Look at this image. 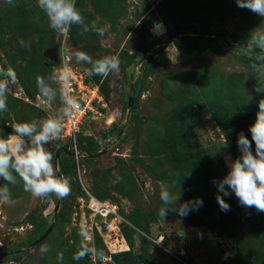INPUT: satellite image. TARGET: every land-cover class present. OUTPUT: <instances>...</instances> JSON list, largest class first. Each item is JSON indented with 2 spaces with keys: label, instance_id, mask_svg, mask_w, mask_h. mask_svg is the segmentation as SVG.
Segmentation results:
<instances>
[{
  "label": "rangeland",
  "instance_id": "rangeland-1",
  "mask_svg": "<svg viewBox=\"0 0 264 264\" xmlns=\"http://www.w3.org/2000/svg\"><path fill=\"white\" fill-rule=\"evenodd\" d=\"M75 4L86 23L105 29L103 37L82 34L79 25L60 34L36 0H0V66H11L18 77L0 112V137L12 133L9 125L44 119L60 107L59 99L49 105L37 97L36 77L52 74V48L57 58L68 49L120 60L119 73L91 76L106 107L81 126L79 154H57L61 139L45 145L57 175L70 180V195L34 198L19 177L7 185L11 200L0 202V264H92L87 256L73 259L81 224L92 244L106 229L101 221L89 226L79 201L87 193L116 205L123 247L112 254L113 264H264V212L243 206L234 192L224 196L230 210L217 202V183L241 156L239 134L252 140L250 127L264 98L256 91L264 90V81L251 67L261 50L247 46L253 30H264V17L236 0ZM162 183L180 196L177 207L196 198L203 205L186 216L169 211L161 218ZM5 184L0 178V187ZM45 245L49 251L42 254Z\"/></svg>",
  "mask_w": 264,
  "mask_h": 264
},
{
  "label": "clouds",
  "instance_id": "clouds-1",
  "mask_svg": "<svg viewBox=\"0 0 264 264\" xmlns=\"http://www.w3.org/2000/svg\"><path fill=\"white\" fill-rule=\"evenodd\" d=\"M12 2L13 0H5L7 4ZM236 3L238 7L247 8L264 17V0H236ZM36 6L46 14L50 27L60 34L66 35L73 25H79L82 34L94 31L101 37L105 35V29L98 26L96 21L86 23L84 16L76 7L75 0H36ZM247 46L250 49L261 50L258 51L251 67L258 82L264 81V30H253ZM73 59L78 64L90 65L86 70L88 76L107 77L120 71V60L117 56L93 59L84 51L65 49L60 69H54L47 78L36 77L38 99L49 105L59 99L60 107L44 119L13 123L9 125L12 133L7 138L0 137V178L6 182L5 186L0 187V202H10L11 191L7 185H16L17 177L23 182V190L34 198L48 199L55 196L57 199H63L70 195V180L57 175L53 165V154L45 145L62 139L65 121L73 118L81 110L80 99L71 94L70 62ZM17 81L14 68L11 66L6 69L0 68V112L7 110V93ZM256 91L264 92L259 87ZM250 132L251 141L243 132L239 134L237 143L241 156L229 163L228 174L217 183V202L222 211L230 210L224 196L234 192L243 206L254 207L264 212V98L258 102L256 120L250 127ZM253 141L255 155L252 151ZM170 189L171 185L162 183L160 186L159 199L162 206L158 215L161 218L165 219L169 211L186 216L190 211L198 210L203 205V200L196 198L177 207L180 196H175ZM79 235L81 243L73 259L78 260L87 256L92 258L93 264H103L105 253L103 249H98L91 243L92 235L84 224L80 226ZM48 251L46 245L41 248L42 254ZM63 259V253H57V260L62 262Z\"/></svg>",
  "mask_w": 264,
  "mask_h": 264
},
{
  "label": "built area",
  "instance_id": "built-area-1",
  "mask_svg": "<svg viewBox=\"0 0 264 264\" xmlns=\"http://www.w3.org/2000/svg\"><path fill=\"white\" fill-rule=\"evenodd\" d=\"M63 53H60V56L54 61L52 72L54 69H60ZM70 67L72 69L71 94L80 99L81 110L73 118L65 121L63 138L61 139L63 144L61 145H67L70 149L78 153L77 135L79 134L81 126L90 119H97L102 116V109L106 107V101L104 100L99 84L92 82L80 65L71 61ZM11 89L12 87H10L9 91ZM79 201L81 204L80 208L87 211V220H89V226L91 228L96 225L97 221L105 224L104 227L106 229L102 230V233L99 232V237L108 251L104 252L105 260L103 264H113L112 254L121 251L123 247L121 235L117 229L119 214L117 213L115 203L99 199L90 193H87L85 197H81ZM95 243L97 244L96 238L93 239V245Z\"/></svg>",
  "mask_w": 264,
  "mask_h": 264
},
{
  "label": "water",
  "instance_id": "water-1",
  "mask_svg": "<svg viewBox=\"0 0 264 264\" xmlns=\"http://www.w3.org/2000/svg\"><path fill=\"white\" fill-rule=\"evenodd\" d=\"M138 1V0H137ZM160 31H163V28H154V32L158 33ZM219 35L224 36L222 33H220ZM48 53L51 55V57L53 58V61L57 60V54H58V49L57 47L52 48L51 50L48 51ZM59 151H63L66 154H69L71 156H75L76 154L78 155L79 153H76L74 150L70 149L67 145H61L60 147L57 148V154ZM53 227V223H51V225L49 226V228L43 233V235L37 239V242L40 241L42 238H44L52 229Z\"/></svg>",
  "mask_w": 264,
  "mask_h": 264
},
{
  "label": "trees",
  "instance_id": "trees-1",
  "mask_svg": "<svg viewBox=\"0 0 264 264\" xmlns=\"http://www.w3.org/2000/svg\"><path fill=\"white\" fill-rule=\"evenodd\" d=\"M52 65H53V63H52ZM82 68H83V67H82ZM83 69H84L85 72H86V69H85V68H83ZM86 74H87V72H86ZM87 77H88L92 82L98 84L97 81H95L91 76H88V75H87ZM99 87H100V86H99ZM100 90H101V88H100ZM101 92H102V90H101ZM61 144H63V142L60 140V141H59V145H61ZM77 147H78V145H77ZM78 150H79V147H78ZM64 157H65V158H73L74 156H71V155H69V154L64 153ZM211 194H212L211 189L207 188L206 191H205V195H207L208 197H210ZM96 241H97V246H98V248H99V249H103V251L106 252L105 246L103 245L102 240H101V238L99 237V235L96 236ZM126 251H127V250H126ZM123 252H125V250L122 251L121 253H123ZM117 254H119V253H117ZM117 254H114V256H116Z\"/></svg>",
  "mask_w": 264,
  "mask_h": 264
}]
</instances>
